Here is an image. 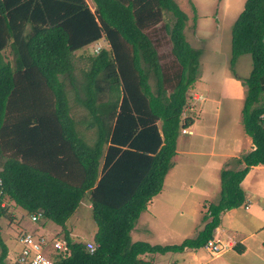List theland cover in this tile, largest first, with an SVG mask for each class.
Wrapping results in <instances>:
<instances>
[{"label": "trees", "instance_id": "16d2710c", "mask_svg": "<svg viewBox=\"0 0 264 264\" xmlns=\"http://www.w3.org/2000/svg\"><path fill=\"white\" fill-rule=\"evenodd\" d=\"M90 1L92 10L84 0H0V17L17 20H7V28L13 31L10 45L16 49L19 77L36 79L50 92L58 141L77 163L72 183L9 158L0 168V200H10L28 214L40 210L41 220L60 226L67 252L52 253L55 264H151L141 255L197 248L211 240L220 212L244 203L239 183L249 168L264 165V0H244L230 28L229 67L240 55L250 58V70L242 78L240 121L253 148L233 159L240 167L220 169L217 200L207 204L202 219L208 220L196 236L162 246L131 242L129 231L161 189L179 129L192 124L182 108L188 85L198 74L200 49L185 41L187 17L174 0ZM166 13L170 17L164 19ZM160 22L176 65L170 71L145 32ZM100 39L106 46L87 56L81 83L74 85L72 52ZM9 72L0 65V126L5 102L15 90ZM63 79L80 91L75 100L86 110L81 125L93 129L90 145L75 131ZM84 195L95 226L91 252L65 228ZM4 214L0 207V217ZM6 255L0 238V264H9Z\"/></svg>", "mask_w": 264, "mask_h": 264}, {"label": "crops", "instance_id": "0c3cea01", "mask_svg": "<svg viewBox=\"0 0 264 264\" xmlns=\"http://www.w3.org/2000/svg\"><path fill=\"white\" fill-rule=\"evenodd\" d=\"M84 1L92 10V2ZM174 1L187 16L182 33L191 47H199L196 38L204 37L210 32H217L221 40L229 39V44L225 43V45L230 52V28L242 6L238 8L234 17H200V15L188 17L185 11L186 5L180 3L185 0ZM243 2L244 0L241 2L242 5ZM193 9L195 12L194 5ZM222 10L225 14L228 3L223 4ZM7 20L17 21L0 17V43L3 42L0 46V65L1 67L7 65L12 90H15L4 105V117L0 126V168L5 160L14 158L47 170L66 182L75 183L77 163L67 145L58 141L57 129L48 106L51 94L41 83L35 82L36 79L26 80L19 77L14 54L16 49H12L10 45L13 31L12 27L11 30L7 28ZM191 20L192 24L189 26ZM101 42L106 44L103 39L93 43L101 44ZM84 47L73 51L72 59L76 57L87 60L90 54L82 52ZM244 56L245 54L238 56L230 68L227 57L219 62L211 54L205 60L204 74L200 71L201 62L198 58V74L196 79L188 85L185 92L186 102L182 108V116L192 119V124L186 127L191 133L182 134L179 131L171 166L163 176L160 191L150 198L129 231L131 242L143 241L149 245L162 246L178 244L163 240L169 237H177L179 243L186 236L195 237L208 220L202 219L207 204L217 200L220 169L240 167L233 162V159L253 148L240 121V109L245 94L242 78L248 73H240L241 62L240 68L236 66L238 60ZM63 82L66 99L68 94L70 104V106L68 104L69 114L75 120V131L78 136L83 131L85 137L91 138L93 129H85L81 125L86 110L75 100V92L80 94V91L77 88L74 89L67 80L63 79ZM80 83L81 80H74V85L78 86ZM196 126H198L197 129ZM82 140L85 142L84 139ZM68 166H72V169H68ZM239 186L244 193V203L221 211L218 225L212 232L211 240L227 246L220 255L211 254L210 257L204 258L202 246H200L185 247L177 252L144 253L141 258L151 264H177L176 256L172 257V255L178 254L181 256V264L209 262L212 264H264V165L251 166ZM0 207L11 219L17 211L26 212L5 198L0 200ZM87 207L89 208V203ZM152 210H154L153 213ZM156 211L159 215H166V223L157 222L159 219ZM151 222L155 223V237L161 238L160 242L151 240ZM145 223L147 228H143ZM65 228L72 240H91V238L74 239L72 236L74 226L68 227L65 223ZM59 230H61L60 226H58ZM164 230H169L170 233H163ZM164 254H170L166 256L171 258L163 262L161 260L153 262L155 257ZM187 257L190 259L187 260Z\"/></svg>", "mask_w": 264, "mask_h": 264}, {"label": "rangeland", "instance_id": "374dc122", "mask_svg": "<svg viewBox=\"0 0 264 264\" xmlns=\"http://www.w3.org/2000/svg\"><path fill=\"white\" fill-rule=\"evenodd\" d=\"M180 2V0H179ZM190 0H185L180 2V3H184L186 5V13L188 15V17H195V15H200V17H234L235 14L238 11V8L242 6V0H192V4L195 7V12L192 11L191 6L189 5ZM228 3V10L225 11V14L222 13V7L223 4H227ZM194 10V9H193ZM166 17H170L169 14H165L164 19ZM187 17V16H186ZM187 20V19H186ZM186 24V22H185ZM192 24V20L190 21L189 26ZM221 24V23H220ZM162 23L160 22L159 24H157L155 27L145 30V32L148 34V36L150 37L151 41L153 42L155 49L158 53L159 56V61L160 63L163 65V68L167 69V71L172 70L174 68V66H176L175 64L173 65L172 63V57L170 56L169 53V41L167 39V35L166 33H164L163 29H162ZM220 26V25H219ZM208 31L210 32V28H208ZM212 31V30H211ZM213 33V34H212ZM216 33V34H215ZM195 40H197V43H193V44H197L199 47H201V53L199 55V59H200V71L202 74H204V65H205V60L211 56H213L214 59H216L219 62H222L223 60L229 59L230 57V52H229V48L225 45V43L229 44V39H227V41L221 40V37H219V34L217 32H210L205 34L204 37H199L196 38ZM95 44H99L102 47H105L106 44L102 43H95ZM94 43H90L88 45H86L82 52L84 53H89L90 55H92V49L95 46ZM198 47V48H199ZM87 60L83 59V58H76L73 57L72 59V65H73V76L75 79L77 80H81L82 79V70H85L87 68ZM240 62L242 63V67L240 70L241 74H247L249 69H250V58L247 54H245L244 57H241L238 62H237V66L236 68H240L239 64ZM208 64V63H207ZM206 64V66H207ZM150 83H152L150 81ZM79 96H81V94H78ZM67 102L69 104V99H68V94H67ZM75 103V102H74ZM70 106V104H69ZM201 122V120H200ZM204 125V124H203ZM220 126V125H219ZM198 126H196L197 129ZM205 127V126H203ZM194 132L195 129H193ZM201 130V128H200ZM219 131V130H218ZM196 135V134H194ZM192 135V137L194 136ZM80 138L84 139L85 142L90 145L92 144L93 140H94V133L92 134L91 138H87L85 137L86 135L84 134V132H80L79 133ZM218 137V136H217ZM191 139V138H190ZM202 139V138H201ZM216 202V201H215ZM88 198L87 195H85L81 200L79 205L76 207V209L74 210V212L67 218L66 220V225H68V227H73L74 226V230H72V236L74 239H78V240H85V239H90L94 230H95V226L90 218V209L87 207L88 204ZM154 212V210H152V213ZM157 212V217L159 220H157V222L160 224L162 222L166 223V215H159L158 211ZM14 218L11 219V217L8 216L7 214H4L3 216H1L2 218H0V238L3 241V243L5 244L6 248H7V255H6V261L7 263L13 261V258L16 254V252L19 250V244L18 242L15 240V237L17 235H19L20 232L26 231V232H39L42 233L46 236H54L57 238H61V232L60 230L58 231V226H56L55 224H53L50 221H43L40 219L39 222H31L28 219V214L26 212H15L14 214ZM40 222H43V224H40ZM151 240L152 241H158L160 242L161 238L155 237L156 236V232L154 231L155 228V223L151 222ZM143 228H147L146 223L143 225ZM163 233L169 234L170 231H166L164 230ZM186 238H193L190 236H186ZM163 240H168L171 242H176L179 244V241L177 240V237H169L168 239H163ZM212 242H214L212 240ZM202 254L204 258H208L211 256L210 252L204 247L202 246ZM55 250H53L51 247H48L44 254H46L48 257H50V255L52 253L55 254ZM166 255H170V254H164L158 257H155V259H153V262H155V260H161L166 261L169 260V258H171V256H166ZM176 256V260H177V264H181V256L178 254H173L172 257ZM148 258V257H147ZM150 258V257H149ZM146 259V257H145ZM190 259L187 257V260ZM190 264V263H189ZM207 264H212V262H209Z\"/></svg>", "mask_w": 264, "mask_h": 264}, {"label": "built area", "instance_id": "2783aa9c", "mask_svg": "<svg viewBox=\"0 0 264 264\" xmlns=\"http://www.w3.org/2000/svg\"><path fill=\"white\" fill-rule=\"evenodd\" d=\"M100 49L99 45H95L92 49V54H96ZM180 133L189 134L190 131L187 128H180ZM41 218V211L37 210L28 215V219L31 222H36ZM15 240L19 244V250L17 251L13 261L9 264H55L53 259L44 254L48 247H51L55 251L67 252V248L62 238H57L54 236H46L39 232H20L19 235L15 237ZM85 248L88 251H93L95 245L91 240L84 241ZM204 247L212 255H220L227 246L220 245L218 243L212 242V240H207Z\"/></svg>", "mask_w": 264, "mask_h": 264}]
</instances>
